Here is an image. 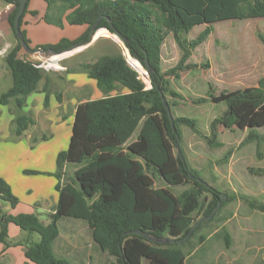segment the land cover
Instances as JSON below:
<instances>
[{"label": "trees", "instance_id": "obj_1", "mask_svg": "<svg viewBox=\"0 0 264 264\" xmlns=\"http://www.w3.org/2000/svg\"><path fill=\"white\" fill-rule=\"evenodd\" d=\"M1 1L13 5L7 22L14 33L18 0ZM44 1L47 24L61 28L65 20L70 25H87L88 29L75 40L63 38L55 44L35 47L33 51L61 52L74 45H86L91 39L90 29L97 22L96 29H106L112 34L115 29L126 39L122 42L136 62L137 72L143 73L145 79L143 60H147L151 68L148 71L151 87L147 88L140 81L138 73L121 53L104 54L94 62L78 65L76 69L95 81L103 97L78 107L69 148L57 155L54 176L58 203L47 216V224L34 214L11 216L0 209V242L6 246L22 245L8 242L7 225L13 224L27 233L23 244L26 259L34 264H72L53 252V244L60 233L59 222L70 218L83 221L93 243L117 264H142L143 259L148 264H185L186 250L201 228L213 222L231 199L227 196L210 217L220 194L189 167L181 150L179 126L199 134L197 121L173 115L168 97H177V94L170 88L166 76L178 78L180 71L197 67L186 61L213 32L212 25L264 18V0ZM27 5L28 1L24 13ZM24 13L19 20L20 29ZM198 25H205V28L194 39L182 37ZM21 33L29 44L23 30ZM169 34L182 54L174 67L163 72L161 45ZM259 37L264 43V37ZM19 51L21 46L17 40L16 46L4 56L5 66L11 73V86L0 94V105L12 103L15 108L11 125L16 136L33 125V119L21 110L27 97L38 92L44 73L42 68L20 59ZM48 85L46 79L41 90L45 108L50 95ZM159 92L169 107L173 125ZM209 99L214 104H225L224 113L210 124L209 145L220 146L214 141L218 125L229 130H246L247 142H264V133L259 132L264 129V77L258 80L257 86L223 91L218 95L210 93ZM134 136L135 140L130 141ZM176 146L180 155L177 151L172 153ZM70 151L75 153L73 160H69ZM227 158L228 154L224 159ZM68 163L75 168L71 176L64 170ZM255 173L264 174V169H257ZM177 177L182 179V185L188 186L178 195L174 196L168 188L153 186L156 178L168 186H175ZM0 201L12 207L18 202L1 178ZM248 205L264 212V204L249 202ZM205 217H210L209 221L203 220L184 243L158 244L148 239V236L183 238ZM137 231L141 234L137 235Z\"/></svg>", "mask_w": 264, "mask_h": 264}, {"label": "crops", "instance_id": "obj_2", "mask_svg": "<svg viewBox=\"0 0 264 264\" xmlns=\"http://www.w3.org/2000/svg\"><path fill=\"white\" fill-rule=\"evenodd\" d=\"M12 8L13 5L0 0V94L11 86V73L5 66L4 56L17 44L7 22ZM46 9L44 0H28L21 30L24 31L30 48L55 44L63 38L75 40L87 31V25H70L65 20L61 28L47 24L44 21ZM105 32L104 29H99L94 36L90 35V42L81 47V52L79 49L72 50L61 59L66 61L76 52H89L99 34ZM23 54L22 50L19 51L18 57ZM26 58L29 59L30 55ZM97 58L89 62H94ZM62 68L61 71L44 70L38 92L27 97L21 111L33 119V125L22 135L16 136L13 133V104L0 105V178L6 182L18 201L13 207L0 201V209L6 215L34 214L42 223H48L47 216L53 212L59 200L55 189L57 179L54 176L57 155L69 148L78 107L86 101L103 97L96 90L94 80L85 74L79 80H74V77L66 78L63 74L69 73L70 68L66 65ZM46 79L49 80L50 90L47 108L44 107V93L41 92ZM58 79L66 80L65 92L56 91ZM7 81L10 82L9 85L3 88V83ZM133 140L135 136L130 141ZM239 207L240 205L234 211L230 209L224 212L218 222L216 218L217 224L214 227L208 224L201 228L192 245L186 250L185 264H264V220L257 224L250 219L251 212L262 217L264 212L247 206L240 211ZM59 224L60 233L53 244L56 256L66 258L72 264H104L106 255L93 243L90 230L83 221L63 218ZM7 237L8 242H20L22 245L6 246L0 242V264H34L25 257L23 244L27 233L13 224H8ZM33 239L36 237L33 236ZM203 245H207V249L198 259L196 254L202 253Z\"/></svg>", "mask_w": 264, "mask_h": 264}, {"label": "rangeland", "instance_id": "obj_3", "mask_svg": "<svg viewBox=\"0 0 264 264\" xmlns=\"http://www.w3.org/2000/svg\"><path fill=\"white\" fill-rule=\"evenodd\" d=\"M212 27L213 32L192 51L191 56L186 61V63L197 65V67L180 71L178 78L166 76V79L170 82V88L177 94V97H168L173 115L175 117L192 118L197 121L199 134L193 133L183 125L179 126L182 137L180 147L189 167L204 182L217 190L219 194L225 195L226 199L227 196L231 199L218 214V222L224 212L230 209L234 211L238 205H240L238 209L241 211L246 209L245 206L251 208L248 205L249 202L264 204V174L259 173L258 175L255 173L257 169H264V142L258 144L247 142L246 130L241 131L236 128L229 130L218 125L214 141L219 143L220 146H212L207 143V139H211V122L225 111V104L212 103L209 94L218 95L223 91L254 87L257 86L258 80L264 77V43L259 37H264V18L222 21L212 25ZM204 28L205 25L195 26L189 33L182 34V37L192 40ZM104 30L106 32L99 34V38L89 52H76L72 55V58L66 61L61 58L69 53L50 58L52 62L58 60L57 65L55 64L52 70L60 71L56 67L60 66L62 68L66 65L75 70L63 75L66 78L71 79L74 77V80H79L85 76L82 71L76 69L80 63L92 61L104 54L112 55L116 53H121L128 63L138 69L136 62L130 58L123 42L115 34L108 32L106 29ZM82 46H79V51ZM181 54V50L172 35L169 34L161 45L160 56L163 72H167L174 67L178 63ZM144 71L146 72L145 69ZM137 73L140 81L147 88H150L151 84L147 72L146 79L143 73L142 75L139 72ZM65 81L64 79H58L56 82L58 90H55L65 92L67 89ZM90 82L94 81L90 80ZM9 83V81L3 83V88L7 87ZM96 90L99 91L97 87ZM155 120L157 121L156 117ZM259 132L263 134L264 129H260ZM176 151L173 148L172 153L176 154ZM74 154V152H69V160L74 159ZM227 154L228 158L225 160L224 157ZM73 169L72 163L66 165L68 176L72 175ZM177 180L175 186H168L162 180L156 178L153 186L155 188H168L175 196L188 187L182 185L180 177H177ZM251 213L252 217L250 219L254 223L263 222L264 217L262 215ZM215 221L216 219L209 226L214 227L217 224ZM80 222L82 221L80 220ZM61 229L63 231V226ZM206 247L207 245H203L201 248L202 253L196 254L198 259L201 258L205 249H207ZM105 258L104 264H117L113 258L107 256ZM142 264H148V261L143 259Z\"/></svg>", "mask_w": 264, "mask_h": 264}, {"label": "water", "instance_id": "obj_4", "mask_svg": "<svg viewBox=\"0 0 264 264\" xmlns=\"http://www.w3.org/2000/svg\"><path fill=\"white\" fill-rule=\"evenodd\" d=\"M28 0H18V8H17V11L15 13V16H14V19H13V29H14V33H15V36L21 46V50L23 51V55L20 57V59L24 60V61H28L30 62L26 56L27 55H32L35 51L32 50V48H30L29 44H27L25 41H24V38H23V35L21 33V29L19 27V20L21 18V16L23 15L24 13V10H25V5H26V2ZM97 25V22L95 23V25L90 29V35L92 36L95 32L98 31V29H96ZM113 34H115L121 41H126V39L124 37H122L115 29H113ZM80 45H74L72 47H69L61 52H51V51H43L41 49H38L42 52H44V54L46 56H54V55H60V54H63V53H66V52H69V51H72V50H76L79 48ZM31 63V62H30ZM143 64L146 68V72L148 74V71L151 70V68L149 67L148 63H147V60L144 59L143 60ZM35 67H37L36 64H33ZM133 68L135 71L136 69L134 67H131ZM137 72V71H136ZM156 89L158 90V87H156ZM159 95L160 97L162 98V103L167 111V114L169 116V119L171 121V124L173 125V122H172V116H171V113H170V110H169V107L166 103V100L163 96V94L161 92H159ZM176 150L178 152V154L180 155V150L178 148V146H176ZM199 182L203 183L202 180L198 179ZM226 199V196L223 195V194H220V200L217 202L215 208L212 210L211 212V216H214L216 211L218 210V208L220 207L221 203L223 201H225ZM210 217H205L203 218L202 220H199L198 222H196L192 227L191 229L189 230L188 234L186 236H184L183 238H180V239H173V238H158V237H153V236H148V239L153 241V242H156L158 244H171V245H176V244H181V243H184L185 241H187L189 239V237L191 236V234L193 233V231L195 230V228L204 220L205 222H208ZM137 235H140L141 232L140 231H137L136 232ZM123 264H126L123 262Z\"/></svg>", "mask_w": 264, "mask_h": 264}, {"label": "built area", "instance_id": "obj_5", "mask_svg": "<svg viewBox=\"0 0 264 264\" xmlns=\"http://www.w3.org/2000/svg\"><path fill=\"white\" fill-rule=\"evenodd\" d=\"M49 58L44 54V52H42L40 50H36L32 55H30V58L28 60L32 64H36L37 68H42L44 70L54 69V68L48 66V61L47 60ZM45 63H46V65H45ZM128 65H130V67H133L130 63H128ZM56 69L60 70V71L63 70V68H61L60 66H58Z\"/></svg>", "mask_w": 264, "mask_h": 264}, {"label": "bare ground", "instance_id": "obj_6", "mask_svg": "<svg viewBox=\"0 0 264 264\" xmlns=\"http://www.w3.org/2000/svg\"><path fill=\"white\" fill-rule=\"evenodd\" d=\"M70 52V51H69ZM67 53V52H66ZM66 53H63V54H66ZM61 55V54H60ZM56 56H59V55H54V56H52V57H50V58H55ZM50 58L47 60L48 61V66L49 67H52L53 68V64L54 63H56V62H52V61H50ZM58 61V60H57ZM57 64V63H56ZM52 65V66H51ZM137 71V70H136Z\"/></svg>", "mask_w": 264, "mask_h": 264}]
</instances>
